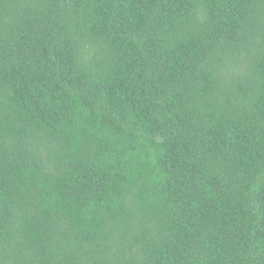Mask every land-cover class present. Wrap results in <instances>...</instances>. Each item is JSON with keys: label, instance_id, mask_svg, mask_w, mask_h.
<instances>
[{"label": "trees", "instance_id": "1", "mask_svg": "<svg viewBox=\"0 0 264 264\" xmlns=\"http://www.w3.org/2000/svg\"><path fill=\"white\" fill-rule=\"evenodd\" d=\"M0 264H264V0H0Z\"/></svg>", "mask_w": 264, "mask_h": 264}]
</instances>
